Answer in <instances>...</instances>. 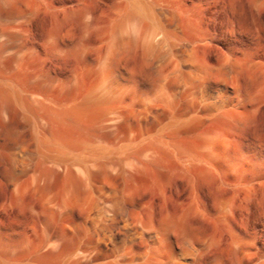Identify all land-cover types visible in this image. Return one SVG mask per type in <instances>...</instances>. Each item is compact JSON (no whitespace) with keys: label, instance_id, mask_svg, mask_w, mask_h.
Returning <instances> with one entry per match:
<instances>
[{"label":"bare ground","instance_id":"bare-ground-1","mask_svg":"<svg viewBox=\"0 0 264 264\" xmlns=\"http://www.w3.org/2000/svg\"><path fill=\"white\" fill-rule=\"evenodd\" d=\"M0 264H264V0H0Z\"/></svg>","mask_w":264,"mask_h":264}]
</instances>
